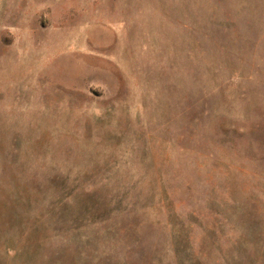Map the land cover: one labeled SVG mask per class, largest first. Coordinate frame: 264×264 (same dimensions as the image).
Returning <instances> with one entry per match:
<instances>
[{
  "label": "rangeland",
  "instance_id": "obj_1",
  "mask_svg": "<svg viewBox=\"0 0 264 264\" xmlns=\"http://www.w3.org/2000/svg\"><path fill=\"white\" fill-rule=\"evenodd\" d=\"M0 264H264V0H0Z\"/></svg>",
  "mask_w": 264,
  "mask_h": 264
}]
</instances>
